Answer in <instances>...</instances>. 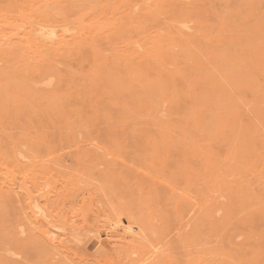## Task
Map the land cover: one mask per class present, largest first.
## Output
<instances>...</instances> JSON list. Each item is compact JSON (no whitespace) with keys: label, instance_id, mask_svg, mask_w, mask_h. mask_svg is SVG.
Wrapping results in <instances>:
<instances>
[{"label":"rangeland","instance_id":"rangeland-1","mask_svg":"<svg viewBox=\"0 0 264 264\" xmlns=\"http://www.w3.org/2000/svg\"><path fill=\"white\" fill-rule=\"evenodd\" d=\"M0 264H264V0H0Z\"/></svg>","mask_w":264,"mask_h":264}]
</instances>
